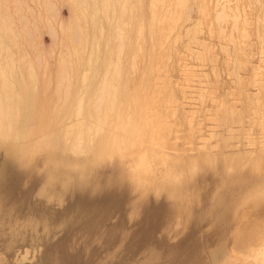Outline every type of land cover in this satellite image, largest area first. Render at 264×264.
I'll return each mask as SVG.
<instances>
[{"label":"rangeland","instance_id":"rangeland-1","mask_svg":"<svg viewBox=\"0 0 264 264\" xmlns=\"http://www.w3.org/2000/svg\"><path fill=\"white\" fill-rule=\"evenodd\" d=\"M117 1L121 40H117L115 58L109 52L106 57L119 67L126 84L124 97L120 104L107 106L102 101L101 107L95 103L94 115L102 130L120 140L110 143L116 154L102 160L93 175L94 181L101 182L95 194L99 200L115 194V218L110 222L121 224L122 231L147 230L154 256L145 255L137 264H217V253L228 251L234 228H244L247 234L251 225L264 222V200L260 199L264 197V171L236 179L221 169L222 159L232 152L247 153L259 147L264 75H255V70L264 69L260 45L264 0ZM0 11L34 65L33 70L11 71L13 77L8 79L12 81H7L15 92L25 87L29 91L26 98L36 116L17 127L28 129L23 145L38 152L25 162L42 165L44 145L70 121L67 115L74 106L62 94L56 68L68 35V6L65 0H0ZM83 22L86 25L88 18ZM79 73L83 85L76 76L73 85L88 90L95 102L100 100L107 84L98 81L93 88L85 86L94 75L85 61ZM128 94L132 102H126ZM90 117L83 116V121L90 123ZM129 128L135 130L132 143L123 135ZM12 144L11 138H0V170L7 165L13 168L8 158ZM135 147L182 162L179 166L184 168L194 159L207 158L220 167L215 174L214 166L203 163L199 176H193L198 188L193 189L190 178L186 185L191 190L184 184L175 187L181 184L177 183L173 188L187 191L180 203L157 188L159 180L151 179L157 180L156 186L148 181L151 187L128 176L138 162L130 151ZM86 155L83 152V158ZM162 157L158 162L162 163ZM159 164L156 175L161 173Z\"/></svg>","mask_w":264,"mask_h":264},{"label":"bare ground","instance_id":"bare-ground-1","mask_svg":"<svg viewBox=\"0 0 264 264\" xmlns=\"http://www.w3.org/2000/svg\"><path fill=\"white\" fill-rule=\"evenodd\" d=\"M65 2L69 10L68 35L56 62L57 80L63 86L62 94L65 99L73 102L74 106L67 115L70 121L50 138L52 142L44 145L46 156L42 165L25 162L29 157H36L38 152L35 148L23 145L24 139L29 137L28 129L17 127L36 116L35 108L26 98L29 91L25 87L23 91L15 92L9 84L12 82L7 81L13 77L11 71L33 70L34 65L24 54L11 22L0 11V138H11L14 143L8 150L13 168L7 165L0 170V264H137L145 255L151 253L154 256L153 251L150 252L152 246H149L147 230L139 231L136 228L135 233L128 234L125 232L129 230L122 231L121 224L111 223L115 212V194L99 200L95 193L101 188V182L94 181L93 177L95 171L101 168L102 160L116 154L110 143L117 140L102 130L100 123L95 120V103L101 107L102 101L107 106L111 102L120 104L126 85L119 76V67L113 64L116 61L113 59V63H109L106 57L109 52V56L113 54L115 58L119 49L117 42L121 40V33L117 31L121 27L118 1ZM84 18H88L86 25ZM261 20L263 22L259 21L264 23V13H261ZM261 29L260 45L263 53L264 27ZM83 52H87L86 55L83 56ZM83 61L94 72L85 86L93 88L98 81H104L108 86L103 97L96 102L88 90L83 92L79 90L80 86L73 85V76L81 80L80 85H83V75H79ZM255 71V75H264V69ZM125 99L126 102H132L133 96L128 94ZM87 100L90 101L88 104ZM131 114L133 117V113ZM85 115H91L90 123L83 121ZM262 115L256 138L259 147L247 153L232 152L223 158L221 169L227 176L248 177L264 171V112ZM123 135L132 143L135 130L126 131ZM130 151L137 156L138 162L134 169L129 170L128 176L141 184L147 182L149 186L151 179L159 180L157 188L165 190L171 199L180 200V203H184L181 201L185 198L183 194L187 193L184 188L188 185V178L195 186L193 189L198 188L195 185L199 184L196 183V178L203 163L214 166L212 171L215 174L220 167L216 160L207 158L201 161L194 159L189 163V168H184L179 166L182 162L162 156L160 163V155L149 149L135 147ZM83 152L87 154L85 158ZM158 164V172L161 170V173L156 175ZM222 170H219L220 173ZM157 180L151 183L154 184ZM180 182L181 184H177ZM183 184L186 192L181 189L182 193L179 189L181 193H178V188H173ZM188 186L186 189H190ZM262 196L260 199L264 200ZM262 217L264 218L263 215ZM252 226L247 234H243L244 228H234L228 251L223 249L224 251L217 253V264H264V222ZM132 228L133 226L130 229ZM164 233L166 234L165 231ZM172 237L167 239L171 240ZM152 248L154 250V246Z\"/></svg>","mask_w":264,"mask_h":264}]
</instances>
